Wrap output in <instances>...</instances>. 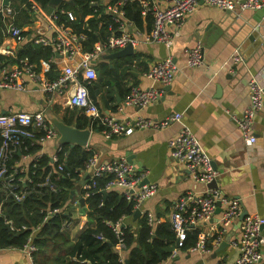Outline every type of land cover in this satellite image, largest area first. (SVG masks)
I'll list each match as a JSON object with an SVG mask.
<instances>
[{
    "label": "crops",
    "instance_id": "1",
    "mask_svg": "<svg viewBox=\"0 0 264 264\" xmlns=\"http://www.w3.org/2000/svg\"><path fill=\"white\" fill-rule=\"evenodd\" d=\"M111 2L100 0L97 4L106 12L116 4ZM152 2L161 6L166 4L163 0H150ZM13 3H19V0H10L9 4L0 0V25L5 24L4 27L15 23L6 10ZM57 10L51 15L47 7H40L34 13L33 23L22 26L28 33L22 41L4 30L5 38L0 45V54L16 58L21 45L34 43L35 36L55 35L56 30L50 26L54 21L56 23ZM259 10L220 9L200 3L189 14L177 35L173 36L171 45L146 41L145 34L153 25L152 15L150 24L144 21L139 26L125 14L124 29L137 39L134 51L110 57L117 50L109 49L92 59L97 77L91 80L88 89L102 113L119 118L143 116L153 119H163L177 112L182 114L181 118L162 129H136L130 134L111 138L103 135L99 124L92 126L88 144L98 153L99 161L126 157L146 172L142 181L158 184L157 193L143 201L139 217L135 218L134 214L123 217V223L131 225L134 230L139 227V218L144 212L150 211L155 215L156 225L165 219L171 222L173 205L181 194L189 190L198 193L207 190L206 183L196 181L186 166L171 155L169 140L184 126L193 130L211 157L219 175L218 187L240 200L242 212L259 213L264 217V108L255 117L253 131L256 141L252 144L246 142L235 119L241 116L249 103L250 80L255 78L264 85V12L260 13ZM66 29L73 34L72 28ZM168 29L175 32V26H168ZM198 40L203 41L204 62L201 66L192 67L187 64L188 50ZM79 46L80 50L73 56L56 54L51 64L40 65L38 68L47 75L52 65L53 70L49 75L56 79L66 66H79L84 52L80 40ZM236 54H239L240 60L234 59ZM169 56L178 68L170 84L164 85L145 75L152 64ZM18 62L16 58V62L9 64ZM106 70L110 72L106 73ZM132 85L153 87L160 90L161 94L156 101L145 107L125 106L120 110ZM74 90L75 82H70L63 92L48 93L33 81L28 82L26 90L0 89V113L44 109L51 122L52 116L65 120L76 111L72 119L76 125L81 109L68 103ZM57 137L46 140L44 153L52 155L56 151ZM20 162L29 164L31 158L21 156ZM84 207L81 204L79 207H70L72 218L66 229L74 241L84 228L95 225ZM219 219L220 214H215L208 222L197 226L200 234L208 236V251L178 248L176 255L166 258L163 264H232L238 255V246L234 241L240 237L241 222L237 218L227 228L221 242L226 241L228 244L221 247V243L216 244L215 239H212L219 228ZM262 252L263 259L259 264H264V245ZM0 264L35 263L22 249L0 248Z\"/></svg>",
    "mask_w": 264,
    "mask_h": 264
},
{
    "label": "built area",
    "instance_id": "2",
    "mask_svg": "<svg viewBox=\"0 0 264 264\" xmlns=\"http://www.w3.org/2000/svg\"><path fill=\"white\" fill-rule=\"evenodd\" d=\"M125 0H119L112 5L109 11L115 14V19L121 29L120 35H111L109 40L104 43L96 44L93 51L83 52V57L78 67L66 66L62 74L56 79L50 80L44 71L38 68L36 63L31 62L27 57L19 59L17 64H4L0 67V89L26 90L28 82H36L46 92H63L70 82H75V90L68 99L72 107H78L82 113L86 114L92 123L101 125V131L106 138L115 135L130 134L136 129L156 128L162 129L175 120L181 118L182 114L177 112L163 119H153L143 116L119 118L112 114L102 113L96 101L90 96L87 82L97 77V69L92 64V59L105 50H119L128 44H136L137 39L131 33L126 32L125 22L123 21L125 11L121 9ZM143 6V15L153 16V25L151 30L145 34L146 41L162 42L168 45L173 43V36L177 35L179 28L184 24L189 14L196 9L200 3H206L210 6L220 9L234 10L251 9L259 10L264 7V0H163L165 6L158 3H150V0H138ZM34 9L39 11V5H34ZM12 15L13 7L6 8ZM69 19L74 20L76 15L72 11L67 12ZM168 26H175V32H170ZM56 30L53 36L39 34L35 36V43L51 46L56 54L71 57L80 50L79 39L75 34H71L65 26L55 23L50 26ZM24 27L10 23L7 26V33L15 37L18 41L25 38L23 35ZM203 41L198 40L192 48L188 50L187 64L192 67L201 66L204 62ZM55 56L48 60L41 61V65L51 64ZM235 60H240L239 54L234 56ZM50 68V67H49ZM47 69V68H46ZM177 65L171 56L161 61H157L150 66L145 75L154 81L161 82L164 85L170 84L177 72ZM250 99L243 113L235 117L238 127L241 129L244 139L248 144L256 141V135L253 131V124L256 115L264 108V85L253 78L249 82ZM161 91L150 87L141 88L139 85H132L128 95L125 97L120 110L125 106L145 107L156 101ZM37 133H40L37 136ZM0 186L9 190L14 197L21 201L28 193L26 186H21L23 178L17 177L16 173H22L29 164L21 162L11 163L14 152L24 143V138H29L32 143L40 144L42 147L38 152L22 153L23 158L39 159L43 154V145L47 139L56 138L58 131L46 116L45 110L34 112L27 111H9L0 113ZM21 147V146H20ZM171 155L180 163L184 164L190 175L196 180L207 185L218 178V171L213 165L211 157L205 152L193 130L187 126L180 129L176 136L169 140ZM25 145L23 150H26ZM50 155L53 161L58 160L57 150ZM85 149L91 152L89 160L83 174H88L91 182L83 181L82 187L86 189L85 196L89 195L88 189L95 187L99 178L105 175H112L107 181L106 188H117L125 197L134 202L135 209H140L144 200L154 196L158 191V184L155 182H146L141 185L146 176V172L141 171L133 162L126 157L117 160L99 161L98 153L87 144ZM58 169H63L59 164ZM44 185L48 189L55 190L56 184L49 182V175ZM221 204L218 236L215 243L220 244L227 228L234 220L240 217L242 205L238 198L226 194L219 187H208L204 193L193 192L191 190L181 194L175 201L171 213L172 228L177 235V246L173 251L176 255L178 248L183 245L187 238V233L192 227H196L203 222H208L216 214L217 207ZM79 207L80 199H74L70 202V207ZM62 208L55 207L48 209V215L60 212ZM69 209V208H68ZM144 212V211H143ZM148 223L154 227L157 223L155 215L146 211ZM13 231H19L27 228L26 225L18 227L12 220L6 219ZM71 222V221H70ZM68 222L66 225L70 224ZM116 233L120 250L125 248L123 240V225L121 219L107 222ZM264 217L259 213H248L241 221V234L234 243L238 246V255L232 264H259L263 259L262 247L264 245L263 234ZM66 226V228H67ZM39 227L34 228V230ZM208 236L199 233V239L196 245L190 247L195 251H208ZM32 261V254L37 250L33 243L32 233L28 236L27 242L21 248ZM123 261V259H122ZM163 264V263H161ZM216 264H226L218 262Z\"/></svg>",
    "mask_w": 264,
    "mask_h": 264
},
{
    "label": "trees",
    "instance_id": "3",
    "mask_svg": "<svg viewBox=\"0 0 264 264\" xmlns=\"http://www.w3.org/2000/svg\"><path fill=\"white\" fill-rule=\"evenodd\" d=\"M99 1L65 0L58 6L56 23L72 28L85 52L93 51L97 43H106L111 35L121 34L115 14L110 11L103 12V8L97 4ZM117 2L118 0H112L111 4ZM35 4L44 9L50 4V0H19V3H13L11 6L14 12L11 16L14 24L18 26L32 24L34 13L37 12L33 8ZM121 9L136 25L140 26L144 21L148 24L151 22L149 14L143 17V6L138 0H125ZM68 11L76 15L74 20L69 19ZM4 26L5 24L0 25V45L5 38L4 30L7 33V26ZM27 34L24 30L23 35ZM55 55L51 46L27 42L21 45L16 58L18 61L27 57L39 67L41 61ZM16 58L0 54V67L9 62H16ZM52 70L51 65L50 71ZM50 71L47 77L53 80L55 78L49 75ZM107 72L110 70H106ZM89 83L87 82L88 86ZM117 84L119 85V82ZM75 114L76 111H73L70 118L65 121L73 124ZM76 125L84 128L88 125L97 126V122L92 123L91 119L80 111ZM39 135L40 133H37V136ZM25 145H28V148L21 149ZM20 146L14 152L11 163L20 162L22 153H35L42 147L40 144L32 143L29 138H24V143ZM56 155L58 160L53 161L50 155L43 154L37 160L32 159L25 171L16 173L17 177L23 178L20 185H27L28 188V193L21 201L0 186V248L21 249L32 233L33 243L37 246V250L32 254L35 264H124L126 258L130 264H161L173 255L177 246V235L169 219L152 227L146 215L139 218V227L135 230L131 225L124 223L122 229L125 248L120 250L119 239L107 222L119 219L123 222V217L132 216L135 212L134 202L128 200L118 189L106 188L107 181L112 175L99 178L97 185L88 189L90 193L85 196L86 189L82 187V182H91L88 174L82 173L91 155L85 147L61 144ZM59 164L63 165V169H58ZM48 175L49 182L56 184L55 190H50L48 185H44ZM81 198L85 199L84 208L95 225L84 228L79 238L74 241L66 229V224L72 218L70 202ZM55 207L62 209L49 215L45 220L48 209ZM6 219L12 220L18 227L26 225L27 228L13 231ZM36 227L39 228L34 230ZM199 232L197 226L192 227L180 249L196 245ZM217 236L218 233H215L212 239Z\"/></svg>",
    "mask_w": 264,
    "mask_h": 264
},
{
    "label": "water",
    "instance_id": "4",
    "mask_svg": "<svg viewBox=\"0 0 264 264\" xmlns=\"http://www.w3.org/2000/svg\"><path fill=\"white\" fill-rule=\"evenodd\" d=\"M65 0H50V4L47 6V12L51 15H53L56 12V8L62 4ZM10 0H4V4H9ZM260 13L264 12V7L259 10ZM134 51V45L128 44L125 47L115 51L112 53V55H109L110 57H115L119 55H126L128 53H132ZM168 87V86H167ZM51 119V118H50ZM52 125L54 128L58 131V137H57V145L60 146L61 144H69L71 147L74 146H81L85 147L90 140V136L92 133V126L88 125L84 128L78 127L75 124H68L64 119L58 117V116H52L51 119ZM99 127V125H98ZM99 128H97V131ZM147 182L146 180L142 181L141 185ZM208 187H218V181L215 180L208 184ZM73 197V194H72ZM80 204L83 207L85 205V199H80ZM222 210L221 204L219 203L216 214H219ZM141 209H136L134 212V217L137 218L141 215ZM246 215L245 212H242L239 220L240 222ZM264 228V225H263ZM226 241L221 242V247L226 245ZM124 264H130L129 259L126 258L124 261Z\"/></svg>",
    "mask_w": 264,
    "mask_h": 264
}]
</instances>
